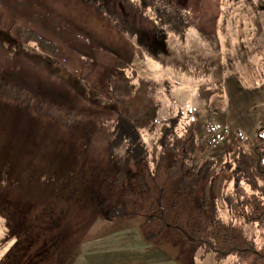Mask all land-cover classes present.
<instances>
[{
  "label": "rangeland",
  "instance_id": "374dc122",
  "mask_svg": "<svg viewBox=\"0 0 264 264\" xmlns=\"http://www.w3.org/2000/svg\"><path fill=\"white\" fill-rule=\"evenodd\" d=\"M24 29L54 45L53 53L23 41ZM122 76L150 81L160 107L158 122L141 130L147 164L126 168L122 183L101 131L90 137L92 156H30L16 147L19 156H8L4 143L17 140L4 130V119L37 121L26 107L0 99V264H93L90 249L111 242L120 248L115 235L137 231L138 223L147 243L163 241L148 240L141 216L110 213L129 208L140 193L137 173L152 180L162 174L153 156L173 158L158 145L170 119L177 120L180 137L194 121L191 166L210 168L201 190L215 195L228 217L224 194L236 184L235 159L240 150L251 151L258 134L264 138V0H0V81L24 86L43 101L100 111L113 106L107 90ZM56 167L63 172L57 175ZM167 216L174 217L170 207ZM182 230L163 237L188 245L185 264H233V257L219 262L213 253L201 259L202 251L192 259L195 245Z\"/></svg>",
  "mask_w": 264,
  "mask_h": 264
},
{
  "label": "trees",
  "instance_id": "16d2710c",
  "mask_svg": "<svg viewBox=\"0 0 264 264\" xmlns=\"http://www.w3.org/2000/svg\"><path fill=\"white\" fill-rule=\"evenodd\" d=\"M20 38L25 42H34L46 53L55 50L54 45L39 38L33 30H22ZM153 91L151 82L144 77H118L107 90V97L114 103L113 106L89 111L40 100L24 86L0 81V99L33 108L39 114L69 127L103 132L107 139L106 154L118 166L115 179L120 183L126 179V168L133 164L146 165L150 157L142 142L141 130L158 122L160 107ZM176 122V119H170L162 126V136L158 141V145L171 153L173 158L169 159L165 153L160 155V160L153 156L151 161L162 165L159 168L162 174L157 173L152 180L150 174L137 173L135 179L140 193L131 199L129 208L116 207L118 213H110L111 218L141 216L148 240H166L163 237L165 233L171 234L173 229L182 227L186 239L195 245L192 259H196L197 252L202 251L201 259L213 253L214 259L219 262L233 257V264H264L263 136L258 134L251 151L240 150L235 159L231 177L236 179V184L232 191L224 194L228 211V217H224L220 214L216 196L206 195L201 190L210 168L202 167L197 171L191 166L197 149L194 121L186 125L181 137L175 132ZM261 129L263 127L258 131ZM162 175L166 179L161 185ZM148 179L161 186L156 189L151 187ZM242 180L250 186V190L241 184ZM169 207L174 211L173 219L167 216ZM252 227L259 231L251 235L249 230Z\"/></svg>",
  "mask_w": 264,
  "mask_h": 264
},
{
  "label": "crops",
  "instance_id": "0c3cea01",
  "mask_svg": "<svg viewBox=\"0 0 264 264\" xmlns=\"http://www.w3.org/2000/svg\"><path fill=\"white\" fill-rule=\"evenodd\" d=\"M56 65L59 67L58 63ZM62 71L65 74L71 75L66 69H62ZM75 95L80 98L81 94L76 92ZM14 105V107L20 106L18 104L16 105V103ZM60 105L68 106L66 103H60ZM22 107H26L25 110H28L37 122L31 123L30 120H25L23 117H21L22 120L20 122H9L4 119L6 122L4 130L6 129V131H9L11 138L14 137L17 140L16 143H13L10 139H7L4 143L7 144L9 141V145H7L8 156H19L14 147H16L19 152L27 151L30 156H92V149H88L90 146L88 143L93 134L92 131L84 127H69L57 123L53 119L39 114L33 108L27 106ZM9 127H11V129H8ZM46 128L47 132H50L48 134L52 135V138L46 136ZM14 129L17 130L15 131ZM53 129H55V131ZM6 135L7 133H5V136ZM56 158L57 157H54V161ZM58 160L60 161V158H58ZM75 160L78 159L75 158ZM56 168L58 169H55L57 175L60 174V171L64 170L62 167ZM135 221L136 223L138 222L137 219H135ZM135 225L137 231L128 232L124 229L120 234L115 235V237L120 240V248H111L114 244L109 242L110 245L107 244V247H97L96 245L95 249H90L88 253L94 260L93 264H185L184 260L190 253L187 244L177 243L176 240L147 243L145 239L146 236L140 231L141 224L138 223ZM117 239L111 237L106 238L108 241ZM180 246H186L187 249L181 248L179 250ZM159 253L165 254L166 257L159 258L157 256Z\"/></svg>",
  "mask_w": 264,
  "mask_h": 264
}]
</instances>
